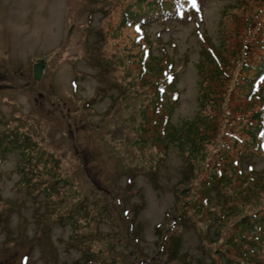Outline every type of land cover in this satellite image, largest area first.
<instances>
[{
	"label": "rangeland",
	"instance_id": "rangeland-1",
	"mask_svg": "<svg viewBox=\"0 0 264 264\" xmlns=\"http://www.w3.org/2000/svg\"><path fill=\"white\" fill-rule=\"evenodd\" d=\"M136 1L0 0V264H234L236 248L212 241L225 199L244 207L234 222L255 208L264 218V132L245 151L254 181L228 167L241 146L225 167L204 165L219 143L250 141L256 114L264 123V100L241 87L264 61L262 1L200 0L192 20L156 22L137 40L120 27ZM209 47L230 75L211 88ZM168 62L178 104L170 125H154Z\"/></svg>",
	"mask_w": 264,
	"mask_h": 264
},
{
	"label": "trees",
	"instance_id": "trees-1",
	"mask_svg": "<svg viewBox=\"0 0 264 264\" xmlns=\"http://www.w3.org/2000/svg\"><path fill=\"white\" fill-rule=\"evenodd\" d=\"M147 1L148 0H137L135 2L137 3V5H135V8H136L135 10L133 9L134 6L131 5L130 3L127 5L126 8L123 9V12H122L123 13L122 22H121L120 27H131V28L133 27L134 33L137 34L136 40L139 39L140 36L146 31L147 27H151L152 24L156 22H161L165 24L167 22H173V21H187L189 19L192 20L194 16H197L198 14L202 12L200 0H151L148 3ZM257 1H262L259 3V4L262 3V7L261 9H258L257 16L259 17V19L260 17L264 18V15H261L264 10V0H257ZM253 22H254V18L252 17L250 24H252ZM134 42H135V39H134ZM134 42H132V46H134ZM262 43L264 44V41ZM202 53H203L204 62L205 63L214 62L216 69H217L215 72L207 75V79L210 82L208 88H211L210 85L212 84V82L216 83V81L218 80L217 77L222 78L223 80L230 79V75L228 71L226 70L222 60L217 55L216 50H214V48L212 47L203 48ZM145 59L146 61L147 59H150V53L144 50L143 57L142 59H140L142 64L140 65L141 69H140L138 76H145L146 72H149V69H148V67H150L149 62H144ZM152 59L153 58H151V60ZM166 59L168 61H171L168 59V57ZM102 66H103V63H102ZM166 66H168V68L171 70L170 71L171 75H169L167 80L165 77L162 83H164L166 86H169L170 90L164 89V88L160 89V86L157 83V87H156L157 98L156 100L153 101V104L156 102L154 104V108L156 112L154 113L155 114L158 113L159 116L157 118L155 117V122H153L154 125H160L164 123V121H167V123L170 125V116L163 117V115L166 113L170 115L171 112L168 111L167 108L168 107L170 108L171 105L173 106V105L178 104L177 101L179 98V94L176 91V87L173 86L175 84L174 81L176 79V75L173 72L174 64L173 62H168V65ZM164 71L165 69L162 68L161 74H164L163 73ZM263 71H264V61L260 63L259 68H256V73H258L257 76L253 79L244 78L245 84L241 86L242 88H246V87L249 88V93H248L249 97H252V98L259 97L260 101L264 100V93L262 92V89L264 86L262 87L261 85L262 82L264 81L263 74H261ZM256 78H258L260 83L257 82ZM167 93H168V96H167ZM207 94L208 96L213 98L212 101H217L216 98L213 97V96H216L213 90H209ZM249 100H252V99H249ZM219 106L220 105L218 104V107ZM160 108H161V111H160ZM170 109L171 111L173 110V108H170ZM143 115L146 117V113H143ZM262 115L263 114L261 112L260 114L259 113L256 114V117H258V121H254V123L252 121H249L250 123H252V126H253V128L249 127V129L250 128L252 129V132H251L252 137L250 136V141L248 140L245 141V140H242L241 138L235 137V139L232 138V141H233L232 144L230 143L228 144V142L219 143V150L216 152L217 159H214V157H212L211 159H208V161L204 163L205 167L206 165H208L209 167L211 166L215 167L217 164H219V162L222 163V165L225 167V164L222 161L227 159L228 152H230L233 148L237 146H241L243 148L242 150L243 157L242 155L237 156V157H241L239 161L233 160L231 162V166H228V167H232L235 170L234 172L240 173L242 175L246 174L249 177V175L245 172V170L248 169L250 172L249 179L251 181H254L255 175L253 173V170H255V167L252 166L249 161L247 162L249 166H247L246 164V167H245L243 164V161H244V158L247 160L248 156L245 157L247 151L251 152L254 150V148L259 149L260 136L262 132H264V123L262 121V118H263ZM169 125L166 128H164V130L160 133L161 135L167 137ZM199 134L200 132L197 133V138L200 140ZM15 139L17 138L15 137ZM242 167H244L245 170ZM223 171L225 173H223ZM218 174L220 176L221 182H227L225 179L229 180L230 179L229 177H232V173H230L226 169L220 170ZM193 180L194 178L191 177L190 182L192 183ZM261 180L264 181V177L261 178ZM191 183L189 184V186L191 185ZM182 185H184V183H182ZM190 188H192V186H190ZM185 191H188V190H185ZM239 194L242 195L241 191L239 192ZM229 201H230L229 198L225 199V204H222L221 206L222 209H220L221 210L220 215L216 216V218L213 219L214 221L213 225L218 223L219 224L218 228H221L222 231H219L218 235L215 236V238H213L212 241L213 242L219 241L220 235H221V237H224L226 239L225 245H230V246L233 245L236 248L237 255H236V260L234 264H262V259L264 258V256L262 254L263 248L261 244L264 247V218L260 216L261 211H259L256 208L252 209L250 213L247 212L245 216L238 218V220L234 222L233 220H230V218L239 216L236 212L244 209V207L243 206L237 207L236 204L230 205ZM248 202L249 201H247V203ZM199 210L200 209L198 208L194 212L199 211ZM184 216L182 215L178 216L176 217V219L173 218L172 216L170 217V220L173 219L175 222H177L178 219H182V217ZM235 229L237 230L233 234ZM212 241L210 242L212 243ZM258 251L260 252V254H262V256L260 257L257 256ZM241 258H243V260ZM88 263H89V260H87V264Z\"/></svg>",
	"mask_w": 264,
	"mask_h": 264
},
{
	"label": "water",
	"instance_id": "water-1",
	"mask_svg": "<svg viewBox=\"0 0 264 264\" xmlns=\"http://www.w3.org/2000/svg\"><path fill=\"white\" fill-rule=\"evenodd\" d=\"M43 68H44V65L43 63L42 64H37L34 66V78L35 79H40L42 73H43Z\"/></svg>",
	"mask_w": 264,
	"mask_h": 264
}]
</instances>
